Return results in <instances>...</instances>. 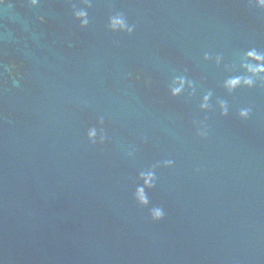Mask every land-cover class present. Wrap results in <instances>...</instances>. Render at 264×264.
<instances>
[{
    "label": "water",
    "instance_id": "95a60500",
    "mask_svg": "<svg viewBox=\"0 0 264 264\" xmlns=\"http://www.w3.org/2000/svg\"><path fill=\"white\" fill-rule=\"evenodd\" d=\"M249 48L255 0H4L0 264H264V84L224 88Z\"/></svg>",
    "mask_w": 264,
    "mask_h": 264
},
{
    "label": "clouds",
    "instance_id": "9594fccd",
    "mask_svg": "<svg viewBox=\"0 0 264 264\" xmlns=\"http://www.w3.org/2000/svg\"><path fill=\"white\" fill-rule=\"evenodd\" d=\"M4 0H0L2 4ZM33 6L36 4V0H32ZM255 4L258 8L264 9V0H255ZM75 18L81 22V27H86L88 24L87 13L84 11H79L75 13ZM109 28L113 32H127L131 34L132 28L128 26L125 19L121 15L112 16L109 20ZM209 57L205 56V60ZM217 65L220 64V57L216 58ZM10 73L14 74L16 70L15 64H9ZM242 75H234L229 77L224 81V88L232 93L237 89L245 88L252 89L257 84H264V53L257 51L255 48H249L242 57L241 63ZM14 83H16L14 81ZM185 82L183 79L173 82L171 87V95L173 97L179 96L184 89ZM191 87V85H189ZM210 96H205L201 104V109L206 110L208 108ZM221 115H227L228 108L224 102L220 103ZM251 115L250 108H244L239 112V117L241 120H247ZM89 140L95 142L96 131L95 129L89 130L88 133ZM171 162H168L170 166ZM140 179L143 181V187H139L135 193V199L137 203L146 207L148 205V200L145 195V188H150L154 183V175L152 172L142 173ZM151 219L153 222H159L164 219V211L161 208H153L151 210Z\"/></svg>",
    "mask_w": 264,
    "mask_h": 264
}]
</instances>
